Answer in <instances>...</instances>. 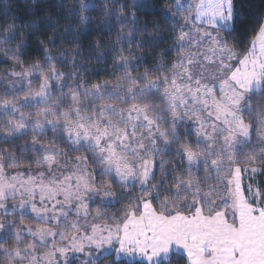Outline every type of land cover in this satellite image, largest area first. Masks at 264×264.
<instances>
[{"label":"snow or ice","instance_id":"1","mask_svg":"<svg viewBox=\"0 0 264 264\" xmlns=\"http://www.w3.org/2000/svg\"><path fill=\"white\" fill-rule=\"evenodd\" d=\"M90 7L81 0L68 8L79 16L77 31L49 20L43 38L34 20L17 23L7 10L0 19V45L15 42L4 51L21 64L12 75L29 78L23 103L0 99L12 117L0 123V145L17 146L0 147L3 264H73L76 253L87 257L84 264L113 255L110 264H264V185L244 184L264 175V106L252 103L264 100V14L241 39L236 0H175L165 17L173 44L139 72L144 57L134 49L144 41L137 38L163 34L156 24L152 34L140 27L143 5L132 0L119 14L105 13L119 24L116 43L107 51L94 46L95 59L111 55L112 75H123L89 83L78 60ZM30 41L43 60L24 67L19 58ZM58 42L74 48L54 55ZM168 51L176 58L165 66ZM65 62L72 71L57 68ZM33 100L44 107L21 111ZM173 151L176 162L167 168L165 154ZM117 205L119 214H109ZM30 214L34 224L25 220Z\"/></svg>","mask_w":264,"mask_h":264},{"label":"trees","instance_id":"2","mask_svg":"<svg viewBox=\"0 0 264 264\" xmlns=\"http://www.w3.org/2000/svg\"><path fill=\"white\" fill-rule=\"evenodd\" d=\"M81 0H0V19L3 18L5 10L8 12V18L11 19L13 15L17 17V23L36 21L41 28L42 38L50 34L52 29L47 28L46 25L49 20L53 21L54 27H59L60 31L64 30V27L69 23L72 25V30H78L79 16H71L68 12L70 6H78ZM84 3L90 5L88 12L86 13L91 17L89 23L88 33L80 36L79 44L80 50L84 57L81 62L82 68L80 69L82 75L81 79H86L89 83H96L103 80H113L116 76H121L123 73L119 70H115V75H112L113 58L111 55L105 57L102 61L95 59L96 49L95 45L99 42L101 44L100 51H107L111 48L117 39V29L119 24L115 18L110 21L106 18L105 13L108 11H115L119 14L120 6L125 4H131L132 0H83ZM173 0H146L145 7H142L137 16L140 21V27L147 26L149 34L153 32V24H156L163 34V40L153 35H143L137 39L144 41V46L139 49H134V55H140L144 57L142 63L139 64L138 71L143 72L146 68H153L160 58L162 50L170 49L173 44L172 36L168 35V29L166 26L169 21L165 18L166 15L170 16L171 5ZM238 8V20L237 31L242 33L241 39L244 36H251V29L257 24L258 17L264 14V0H236ZM242 17V19H240ZM110 22L112 24V30L106 31L104 24ZM15 42L10 47H14ZM6 46V45H5ZM9 46V45H8ZM127 47V45H125ZM74 48L73 45L65 43L63 47L57 44L55 54L62 53L65 49ZM168 58L165 60V66H170L171 62L176 58L175 51H168ZM20 61L23 62V66L27 67L35 60H43V53L39 50L37 44L34 41H30V47L25 50V54L20 56ZM133 63H138L133 60ZM21 69V64L17 63L15 59L10 56L8 59L0 62V76L8 72L11 69ZM57 68L65 72L66 70H73L71 62H65L63 64L57 63ZM89 69L87 73H83V69ZM137 72L133 71V75ZM1 93V92H0ZM3 148H15L16 145L3 144L0 145ZM173 156V154H172ZM172 156H166L168 160L167 167H172ZM157 177L159 174L157 173ZM171 179V178H170ZM259 185H264V175L258 177ZM130 195H136L134 189L129 193ZM121 206H119L120 209ZM119 214V211L115 208H110ZM112 211V214H113ZM113 257H107L100 261L99 264H110ZM173 264H176L175 258H173Z\"/></svg>","mask_w":264,"mask_h":264},{"label":"rangeland","instance_id":"3","mask_svg":"<svg viewBox=\"0 0 264 264\" xmlns=\"http://www.w3.org/2000/svg\"><path fill=\"white\" fill-rule=\"evenodd\" d=\"M87 1H92V0H87ZM185 2L186 3H190L191 0H185ZM139 3H141L143 5V7H145L146 0H139ZM174 5H175V0H173V3L171 5V11H175ZM170 27H171V24H168L166 26V28H170ZM222 35H223V33H222ZM9 47L10 46H8V45H6V46L5 45H0V62H3L4 60H6L10 56H12V52L11 51H8L7 53L4 51V48H9ZM13 71L20 72L21 69L20 68L11 69L8 72L4 73V75L0 76V92H1L0 93V99L12 100L13 97L15 96L21 103H23V101H24V93H26L29 90V84H28V79L29 78L21 79L19 76H14V75H12ZM70 71H72V68H71V70H66L65 73L70 72ZM30 79L32 80L31 88L32 89H38L40 81L37 78V76L33 75L32 77H30ZM64 92L68 93V88H64ZM52 95L53 96H59V92H57L55 89H53ZM252 103H253V108L254 109L259 108L260 106H264V100H261L259 98H254ZM43 107H44V105L37 104L35 102V100H33L29 106L21 108V111L26 112V113L27 112L34 113L38 109L43 108ZM18 115L19 114L17 113L16 116L18 117ZM8 119H12V117L5 116L4 115V110L2 108H0V123L5 122ZM181 131H183V128L181 129ZM0 134H2V133H0ZM32 135H33V133L31 132V130H29L28 136L26 137V139L30 140ZM46 135H47V139H49V140L52 139V134L50 132L47 133ZM190 139H195L194 135L192 137H190ZM18 143L19 144H23L24 141L22 140V141H19ZM253 143H255V136H253ZM166 156H167V154H165V158H166ZM61 159H63V158H61ZM73 159H74V157H73ZM171 161H172V165L176 162L175 152L174 151H173V156H172V160ZM89 165L91 167V161H89ZM69 167H71V165H69ZM21 170L23 171L24 169H21ZM9 171L12 172V174H15L14 170H9ZM61 171H64L65 174H66V169L61 168ZM157 173L159 174V170L158 169H157ZM34 174H35V169H33V175ZM203 174H204L203 171H201L199 173L200 176H203ZM260 175L261 174H257L253 178V180H251V181H249L248 179H245L244 180L245 186L249 182H252L254 185H259L258 177ZM138 189H139V184L137 183L136 187L134 189L135 194L138 193ZM117 191H119V189H117ZM9 203L11 204V201H9ZM119 206L120 205L116 206V210H118V211L120 210ZM95 207H96L95 204L91 205V208L93 210V214H94ZM112 211H113L112 209H110V208L108 209L109 214H112ZM113 213H115V211H113ZM9 218H11V217H9ZM74 219H77L75 214H72V215L69 216V220H74ZM88 219H89V221H91V216H89ZM25 220H26V222H29V223H33V224L35 223V221L33 220L32 216H31V214L26 216ZM80 223H83V219L82 218L80 219ZM2 246L10 247L11 245L9 244V245H2ZM70 255H73V254H70ZM111 257H113V259L115 258L114 255L111 256ZM85 260H87V257L84 256L83 253H76V254H74L73 264H84ZM0 264H3L2 255H0Z\"/></svg>","mask_w":264,"mask_h":264}]
</instances>
